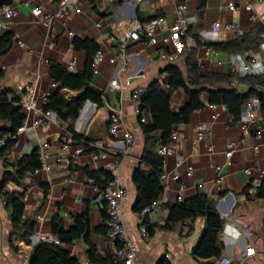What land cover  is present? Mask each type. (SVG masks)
Wrapping results in <instances>:
<instances>
[{
	"label": "crops",
	"instance_id": "obj_1",
	"mask_svg": "<svg viewBox=\"0 0 264 264\" xmlns=\"http://www.w3.org/2000/svg\"><path fill=\"white\" fill-rule=\"evenodd\" d=\"M177 1L143 0L134 6L123 0H72L67 15L46 27L42 24L43 17L60 11L58 0H10L6 6L16 9L18 14L6 31L13 35L12 47L7 54L0 56V91L16 98L19 104L34 98L43 112L47 97L60 87L50 76V63H57L72 73L82 71L87 55L76 50L72 42L74 39H88L99 45L92 60V86L102 92L103 105L98 108L89 101L84 103L74 121V131L84 139L88 148L76 141L68 145L69 140L63 135L67 123L53 112H43L47 115L43 127L34 129L27 124L26 131L17 136L8 151L2 154L0 149V183L5 172L10 170V164L35 148L41 152L38 140L33 136L46 134L49 154L45 164L50 168L49 172L36 170L26 177L24 188L10 184L3 190L24 192L22 202L26 215L35 217L33 235L52 237L51 221L55 216L67 230L73 226L75 217L88 212L90 241L99 254L110 253L113 256L108 238L96 233V229L105 222L101 214L104 200L98 196L96 187L90 183L93 180L84 170L108 171L113 175L114 169H118L120 186L127 192L122 220L129 238L137 247L136 264H159L161 261L167 264H218L223 257H228L230 264H264V202L257 198L255 186L257 172L264 170V116L261 110L263 121L249 125L244 132L239 119L233 122L225 107L216 105V111L210 108L214 104L209 103L207 93L200 96L203 107L190 115L187 124L176 127L179 140L174 155L166 160L164 171L170 178L166 180V190L163 189L159 199H164V203L150 211L148 219L152 224L161 225L167 218L168 206L203 193L216 202V211L224 219L220 235L224 246L221 258L196 260L193 257L192 252L204 230L201 218L194 222L185 221L171 231L156 229L148 242H143L139 236L140 217L132 212L136 200L132 173L140 163L145 144L140 124L151 123V117L142 112L144 122L141 123L134 114L130 96L132 90L147 89L155 82L168 94L160 76L170 64L161 61L158 52H171L170 47H161L160 41L168 34ZM229 3L241 9L228 11L226 6ZM251 4H257L254 20H251L252 14L243 9ZM159 16L164 23L155 31L157 45H147L144 39L133 41L126 38L131 26L145 24ZM186 16L190 47L174 63L184 77H188L190 70L185 62V53L192 51L199 75L230 76L231 87L246 93L247 84L237 80L240 77L232 72L226 60L236 54L264 66V37H261L256 52L231 54L229 46L224 47L258 26L263 28L264 0H190ZM215 22H219L221 28L213 34ZM225 24L237 26V31L223 30ZM19 42L26 48H21ZM98 53L101 61L95 63ZM71 62H75L74 69L69 67ZM121 68L124 71H120ZM114 79L120 86L118 90L110 88ZM82 93L69 92L64 94V98L72 101ZM187 103L183 90L171 95L174 113ZM114 112L120 113L125 128L134 136L131 147L126 145L121 133L116 138L109 134V116ZM35 117L30 114L28 122ZM196 124L208 126V134L202 142L195 140L193 126ZM8 127V123L0 122V140L7 136L3 133ZM257 132L260 136L256 135ZM243 139H246L245 143H241ZM230 143H235V147L227 164L225 153ZM246 170L252 174L246 175ZM174 173L179 174L178 180L171 178ZM220 175L222 183H218ZM60 246L80 264L87 261L83 241L72 246ZM248 247L254 250V255L242 257V251ZM32 250L33 247L12 236L9 212L0 196V264H28Z\"/></svg>",
	"mask_w": 264,
	"mask_h": 264
},
{
	"label": "trees",
	"instance_id": "obj_2",
	"mask_svg": "<svg viewBox=\"0 0 264 264\" xmlns=\"http://www.w3.org/2000/svg\"><path fill=\"white\" fill-rule=\"evenodd\" d=\"M10 0H0V7L6 6ZM263 28L258 26L255 30L240 36L236 41L228 43L230 52L241 53L245 51L256 52L260 45ZM73 46L76 50L84 51L87 60L84 69L72 73L61 65L50 63V76L59 89L47 97L43 106V112H53L57 117L67 123L64 137L73 144L75 141L88 148L84 139L77 135L73 129L74 121L78 118L79 111L84 103L91 102L98 108L103 105V94L92 86V60L99 50V45L91 40L74 39ZM13 44V35L5 32L0 35V56L9 52ZM213 47V46H212ZM213 48H216L214 46ZM185 62L189 67L188 77L185 78L180 68L175 64L168 65L163 72L167 77L163 85L167 87L166 94L158 82L148 87L139 97L140 110L151 117V123L140 124L144 136V148L140 156V163L132 173V182L136 189V200L132 212L140 217L142 225L146 228L149 237H153L158 231H171L177 225L185 221L194 222L203 219V234L192 252L196 260L219 259L224 248L220 235L224 229V219L216 211V202L210 200L203 193H197L193 198L176 202L168 206V215L161 225L152 224L148 219V213H144L153 203L163 195L164 190L160 183L163 172V159L157 150L161 146L168 145L172 132L176 127L185 125L190 115L203 107L200 96L207 93L209 103L223 106L232 118L233 122L239 119L241 108L251 97H256L260 102V111L264 116V73L259 76H247L237 78L239 82L247 84L246 93L238 92L231 87L232 77L222 75L201 76L196 71V64L192 51L185 53ZM249 60V59H246ZM1 89V88H0ZM183 90L188 98V103L177 113L171 110V95ZM77 99L68 101L64 94L69 92H81ZM24 115L16 98H10L6 92L0 91V122L8 123V129L3 133L8 138L1 149L2 154L8 151L15 139L16 130L21 126ZM10 170L6 171L0 183V196L5 208L9 212V221L12 236L20 238L25 244H30V237L34 234L35 217L27 216L22 202L24 192L3 190L10 184L16 187H25V179L40 169V153L35 148L30 154L23 155L10 164ZM87 176L93 180L98 196H102L113 175L108 171L89 172L84 170ZM247 197L248 194L246 195ZM257 198L264 202V181L257 187ZM104 223L96 229V233L107 238L108 215L106 202L103 201L101 210ZM52 238L58 242H41L33 247L28 264H80L71 254L61 248L60 245L72 246L77 241H83L86 246L85 257L91 264H120L110 253L101 255L89 239V214L85 212L73 219V226L65 229L62 221L55 216L51 221ZM159 264H167L161 261Z\"/></svg>",
	"mask_w": 264,
	"mask_h": 264
},
{
	"label": "built area",
	"instance_id": "obj_3",
	"mask_svg": "<svg viewBox=\"0 0 264 264\" xmlns=\"http://www.w3.org/2000/svg\"><path fill=\"white\" fill-rule=\"evenodd\" d=\"M18 1V0H13ZM60 5V11L54 15L46 14L43 17L42 24L46 27H49L54 20L61 18L63 15H67L68 7L70 6L72 0H58ZM125 3H129L131 5L137 6L143 2V0H123ZM190 0H178L175 8V16L172 24L168 28V34L164 36L160 43L161 47H170L171 52L168 53L164 50H160L158 52V58L166 63L174 64L179 58L183 55L185 49L190 47V41L187 39V10L188 3ZM257 4H251L244 6V10L246 12L251 13V20L256 19V15H254V9ZM26 6H29L26 3ZM228 11L233 12L240 10L238 6L233 3H229L227 6ZM18 12L16 9L9 6H1L0 7V33L6 32L9 29L10 23L16 18ZM164 19L162 17H156L151 19L149 22L145 24L136 23L129 28L126 32V38L139 41L141 39L145 40L147 45H157L158 40L155 36V31L160 29L163 26ZM263 32L261 37H264V21H262ZM225 31H237V26L232 24H225L222 26ZM213 34L217 33L221 25L219 22H215L212 25ZM69 38L72 39V35L69 34ZM21 48H26L21 42L18 43ZM194 46V44H192ZM101 61V55L98 53L95 57L94 62L98 63ZM111 63L114 60L110 61ZM227 64L231 67L233 73H236L240 78H244L247 76H259L264 73V66L254 60L246 61L240 55H230L227 60ZM71 69L75 68V62H71L69 64ZM120 71H124V68H121ZM167 77L166 72H162L160 78L164 80ZM110 88L118 90L120 86L116 84L115 79L110 82ZM144 88H136L132 90L130 100L131 105L134 111V114L137 118L140 119V122L143 123L144 119L142 118V111L140 110L139 97L145 92ZM21 111L24 115V120L20 127L16 130L15 136L11 139L17 138V136L27 129V124L30 125L31 128H39L45 125L47 115L39 110L37 102L34 98L28 99L26 102L21 103ZM210 108L213 111L217 110L216 105H211ZM30 114H34L36 117L31 122H28V116ZM262 116L260 112V102L256 97H251L246 104L243 105L240 112L239 122L242 126L244 132H247L249 125L256 124L262 122ZM109 134L112 138H116L120 133L123 135L124 141L128 147H131L134 143V136L125 128V125L122 121L121 115L119 112H114L109 116ZM193 131L195 135V140L197 142H202L208 134V126L206 124H196L193 126ZM257 136H260V132L256 133ZM36 137L40 147V161L41 167L37 171L49 172L50 168L45 164V160L49 154V145L47 142V135L42 134ZM8 136L0 140V149L4 147V144L7 140ZM179 140V132L178 130H174L171 134L170 143L165 146H161L158 148L157 152L159 156L163 159V172L160 176V183L164 190H166V180L170 178V175L164 171L166 166L167 158L174 155L175 145ZM246 139H243L241 143H245ZM72 144L71 141H68V145ZM67 145V146H68ZM235 147V143H230L228 145V151L225 153V157L227 160V164H229V159L232 155L233 149ZM102 158H105V155H101ZM219 171V167L216 168ZM246 175L250 176L252 173L250 170H246ZM173 180H178L180 178L179 174L174 173L171 175ZM264 181V170H260L257 172L255 186L258 187L260 183ZM223 182V177L220 175L218 178V183ZM93 184V181H90ZM127 192L120 186L119 181V170L114 169L113 171V179L108 184L105 192L101 196V199L107 203V215H108V243L110 246V250L113 253L114 258H116L120 264H136L137 257V247L132 242L127 234V230L124 226L122 220V207L126 200ZM163 200H158L153 203L149 209H146L144 213H148L156 208H158ZM39 219H41L39 217ZM138 232L141 240L143 242H148L150 237L147 233L146 228L142 225V220H139L138 224ZM54 243L58 245V242L55 241L52 237H47L44 235H33L30 237V246L34 247L35 245L41 243ZM254 255V250L251 248H245L241 256L249 257ZM81 264H91L90 262H82ZM218 264H230V260L228 257H223Z\"/></svg>",
	"mask_w": 264,
	"mask_h": 264
}]
</instances>
